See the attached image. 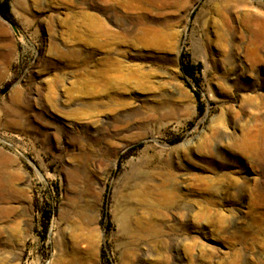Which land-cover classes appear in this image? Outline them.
Here are the masks:
<instances>
[{"label":"rangeland","instance_id":"obj_1","mask_svg":"<svg viewBox=\"0 0 264 264\" xmlns=\"http://www.w3.org/2000/svg\"><path fill=\"white\" fill-rule=\"evenodd\" d=\"M172 1L9 0L0 264H264V0Z\"/></svg>","mask_w":264,"mask_h":264},{"label":"trees","instance_id":"obj_2","mask_svg":"<svg viewBox=\"0 0 264 264\" xmlns=\"http://www.w3.org/2000/svg\"><path fill=\"white\" fill-rule=\"evenodd\" d=\"M0 15L6 21L13 22V19H12L11 13H10L9 0L0 1ZM180 65H181V70L183 71V73L191 79L195 78L196 70L201 69V65L194 66L189 62H185L184 59L180 60ZM195 95H196L197 100L200 101L201 95L199 93H195ZM198 111H199L200 115L204 114V108L201 105L198 106ZM142 146H143V144L140 143V144H137L134 147H132L130 150L139 149Z\"/></svg>","mask_w":264,"mask_h":264},{"label":"bare ground","instance_id":"obj_3","mask_svg":"<svg viewBox=\"0 0 264 264\" xmlns=\"http://www.w3.org/2000/svg\"><path fill=\"white\" fill-rule=\"evenodd\" d=\"M182 0H173L171 2V4H173V6L177 5L178 3H180ZM198 3V2H197ZM172 6V5H170ZM1 19V18H0ZM254 43V42H253ZM254 55V54H253ZM250 56V54H249ZM254 57V56H253ZM252 107V106H251ZM125 148H123L122 150L117 151L116 155H118L120 152L124 151ZM116 164V161H114L113 165ZM5 167L4 165H2V163H0V191H1V187L2 185L4 186L6 184V179L4 178V174H5ZM64 211V210H63ZM64 213V212H63ZM80 229V228H79ZM89 253H90V258H91V262L94 261L95 258V254H96V246H95V240L91 239L89 242Z\"/></svg>","mask_w":264,"mask_h":264},{"label":"water","instance_id":"obj_4","mask_svg":"<svg viewBox=\"0 0 264 264\" xmlns=\"http://www.w3.org/2000/svg\"><path fill=\"white\" fill-rule=\"evenodd\" d=\"M10 25L12 26V28H13L14 30H16V27H15V25H14L13 23H10Z\"/></svg>","mask_w":264,"mask_h":264}]
</instances>
